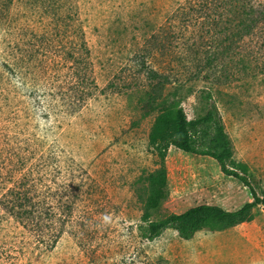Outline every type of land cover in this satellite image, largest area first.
<instances>
[{
	"label": "rangeland",
	"instance_id": "1",
	"mask_svg": "<svg viewBox=\"0 0 264 264\" xmlns=\"http://www.w3.org/2000/svg\"><path fill=\"white\" fill-rule=\"evenodd\" d=\"M45 1L0 0V132L17 129L16 118L31 109L30 91L46 92L55 84L54 76L44 72L35 59L43 49L42 57L57 55L62 49L60 38L64 39L56 38L60 29L49 24ZM72 3L75 21L71 23L76 29L83 28L97 89H90L86 107L64 133L47 134L46 139L45 120L40 118L29 138L23 135L29 142L18 140L20 147L34 144L29 147L32 154L11 173L31 169L35 176L46 173L58 183L67 179L70 188L80 180L90 182L93 188L87 192L83 186L82 199L52 249L37 248L31 235L0 212V264H264L262 206L254 209L251 222L222 231L204 229L189 240L172 229L151 242L138 235L144 177L157 167L147 142L156 112L149 113L146 102L156 81L148 78L147 68L169 78L162 97L171 99L169 95L179 85L174 98L189 120L203 113L208 105L202 93L212 91L234 159L247 166L248 178L260 193L264 191V72L260 70L264 46L261 55L246 66L227 64L232 76L215 82L211 73L219 75L220 68L195 71L192 59L202 60V45H207L209 35L201 28L200 19L190 16L187 0ZM72 29L68 31L76 38L79 31ZM192 43L196 51L186 52ZM31 54L34 56L29 58ZM4 64L11 65L13 74ZM3 141L0 134V143ZM8 158L0 156V182L10 169L2 166ZM165 165L168 196L153 219L201 204L235 210L251 201L249 190L224 175L210 157L170 147ZM56 184L51 188L60 186ZM82 225L87 227L80 231Z\"/></svg>",
	"mask_w": 264,
	"mask_h": 264
},
{
	"label": "trees",
	"instance_id": "2",
	"mask_svg": "<svg viewBox=\"0 0 264 264\" xmlns=\"http://www.w3.org/2000/svg\"><path fill=\"white\" fill-rule=\"evenodd\" d=\"M72 1L75 0L45 1V14L49 18V24L61 30L56 32V38L60 36L64 39L60 38L62 49L59 55L42 57L45 52L43 49L40 54L35 51V59L42 65L44 72L49 71L48 75L54 76L55 84L49 85L46 92L30 91L27 97L32 103L31 109L28 113L24 111L23 117L16 118L17 129L12 133L0 132L5 139L0 143V156L9 157L5 161L7 167L5 163L2 166L10 168L7 176H3L0 182V212L6 219L16 222L23 233L31 235L37 248L43 246L45 249H52L55 246L64 232L66 221L73 216L74 206L82 199L83 186L87 187V192L93 188V184L82 180L71 183L73 186L70 188L67 179L58 183L46 173L35 176L31 169L11 173L13 168L25 165L26 156L32 154L29 147L35 145L25 144L26 146L20 147L18 140L29 142L23 135L28 137L29 132L40 124V118L45 120L43 131L46 139L47 134L64 133L71 120L86 107L91 90L97 89L90 51L83 38V28L76 29L71 23L75 21ZM187 4L188 9H191L190 16L195 21L200 19L201 28L206 32L208 30L206 34L209 35L207 45H202L205 47L202 60L192 59L196 72H213L220 68L221 76L216 75V72L211 73V76L215 82L220 81L221 77L227 81L233 74L227 69V64L239 63L246 66L254 60V56L261 55L264 46V0H187ZM68 29L75 33L79 31L80 35L77 34L74 38ZM193 47L192 43L186 52ZM193 51L196 49L193 48ZM33 56L31 54L29 58ZM263 66L260 70L264 72ZM4 68L13 74L11 65L4 64ZM147 72L148 78L156 81L147 92L146 102L150 105L149 113L156 112L147 142L156 158L157 167L144 177L139 237L151 242L164 230L172 229L180 238L189 240L204 229L222 231L251 222L254 219V209L257 206L264 208V191H257L248 178L247 166L234 159L233 145L213 100L212 91L205 90L202 93V98L208 105L203 113L189 120L180 101L174 98L179 85L169 95L172 96L171 99L162 97L169 78L153 68H147ZM20 120L22 123L18 122ZM31 123L29 129L23 128ZM36 142L43 145L42 141ZM170 147L187 154L212 158L224 175L237 179L249 190L251 201L235 210L201 204L179 214L171 213L163 218L153 219L168 196L165 159ZM52 183L60 186L52 189ZM86 227L82 225L80 231Z\"/></svg>",
	"mask_w": 264,
	"mask_h": 264
}]
</instances>
